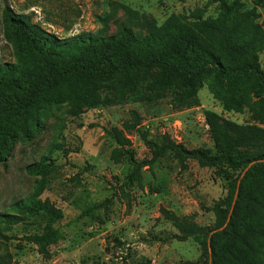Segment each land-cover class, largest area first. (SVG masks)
Wrapping results in <instances>:
<instances>
[{"label": "rangeland", "instance_id": "1", "mask_svg": "<svg viewBox=\"0 0 264 264\" xmlns=\"http://www.w3.org/2000/svg\"><path fill=\"white\" fill-rule=\"evenodd\" d=\"M242 2L244 9L256 6L258 21L264 25V3ZM7 4L18 13L30 14L33 22L60 38L83 32L115 34L128 21L120 4L146 13L158 25L197 8H204L206 16H216L220 10L215 0H0L2 63H17L15 44L3 33ZM134 30L145 34L140 28ZM260 60L264 69V51ZM197 99L185 108H174L168 97L149 102L125 99L97 107L74 108L63 103L46 112L33 136L17 142L0 164V214L18 218L0 224L10 236L0 238V254L10 253L11 264H201L206 259L204 236L172 238L178 231L162 209L180 216L195 213L200 224L215 226L214 212L203 206H213L228 195L225 167H202L193 158L182 163L167 151L134 176L130 155L139 161L150 160L154 151L129 127L135 123V110L141 116L142 130L160 146L173 141L189 149H214L206 110L238 124H259L249 107L226 110L207 84ZM112 130H119L127 143H118ZM42 163L44 167L37 172L27 169ZM260 187L257 211L264 224V181ZM34 193L60 209L62 216L53 219L12 208ZM48 224L61 235L50 245L51 255L45 256L23 236L40 233ZM246 253L264 264V237Z\"/></svg>", "mask_w": 264, "mask_h": 264}, {"label": "trees", "instance_id": "2", "mask_svg": "<svg viewBox=\"0 0 264 264\" xmlns=\"http://www.w3.org/2000/svg\"><path fill=\"white\" fill-rule=\"evenodd\" d=\"M215 1L220 3L216 16H206L204 8H197L189 15L172 16L162 25L146 13L120 4L128 21L115 34L83 32L68 38L48 32L33 22L30 14L18 13L7 4L3 33L15 44L17 63L0 62V164L17 142L33 136L46 112L63 103L74 108L97 107L125 99L149 102L169 97L174 108H185L196 104L199 90L207 84L226 110L249 107L259 124H238L206 110L214 149H189L173 141L160 146L148 138L140 126V114L133 110L135 123L129 127L136 129L154 152L150 160L139 161L130 155L132 175L139 176L142 168L167 151L174 152L182 163L193 158L202 167H225L228 195L213 206H203L214 212L215 226L200 224L195 213L180 216L166 208L162 213L178 231L172 238L204 236L206 259L201 264H259L246 251L252 243L260 245L264 237L257 211L260 183L264 181V127L260 125L264 124V69L260 60L264 25L258 21L256 6L244 9L242 0ZM135 28L145 34L138 35ZM112 134L118 143H127L119 130H112ZM44 165L31 164L27 169L37 172ZM12 208L53 219L62 216L60 209L49 200H41L38 193ZM17 220L14 214H0V224ZM60 235L48 224L42 232L23 239L50 256V245ZM0 238H10L1 225ZM11 259L10 253L0 254V264H11Z\"/></svg>", "mask_w": 264, "mask_h": 264}, {"label": "water", "instance_id": "3", "mask_svg": "<svg viewBox=\"0 0 264 264\" xmlns=\"http://www.w3.org/2000/svg\"><path fill=\"white\" fill-rule=\"evenodd\" d=\"M237 196V195H236ZM233 209H234V206H233V208H232V210H231V213L233 212ZM230 217H231V214H230V216H229V219H230ZM225 227V226H224ZM224 227H221L220 229H223Z\"/></svg>", "mask_w": 264, "mask_h": 264}]
</instances>
